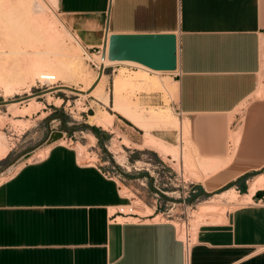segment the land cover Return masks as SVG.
Instances as JSON below:
<instances>
[{
  "label": "crops",
  "instance_id": "1",
  "mask_svg": "<svg viewBox=\"0 0 264 264\" xmlns=\"http://www.w3.org/2000/svg\"><path fill=\"white\" fill-rule=\"evenodd\" d=\"M49 2L89 51L113 33H175V109L217 170L198 184L208 194L249 192L264 176V0ZM120 116L138 143L134 132L144 129ZM131 202L76 149L53 146L0 184V264H264V188L223 222L201 225L188 262L173 224L120 214Z\"/></svg>",
  "mask_w": 264,
  "mask_h": 264
},
{
  "label": "rangeland",
  "instance_id": "2",
  "mask_svg": "<svg viewBox=\"0 0 264 264\" xmlns=\"http://www.w3.org/2000/svg\"><path fill=\"white\" fill-rule=\"evenodd\" d=\"M1 1L4 2V0H0V7L3 5ZM6 1L7 3H5ZM11 1L5 0L4 3L6 5H3L1 12L5 13V19L10 21L11 24L14 22L12 24L14 28L27 29L28 22L24 18L25 13L23 9L20 8L22 7L21 0ZM47 1L56 13L55 18H59V23L62 20L66 25L57 7H54L49 0ZM15 2L20 4H17V6ZM8 10L11 12L9 13ZM57 15L58 17H56ZM60 26H62L61 28L64 27L63 29L68 32L63 38L64 46L70 51V54L79 55L80 60L77 59L76 61L82 65V69L86 74L83 80L70 75L60 84L75 89H85L88 86L92 91L99 84L97 81L98 76L104 74L106 81L104 83V91L109 97L111 104L106 106L94 96L89 95L84 97L68 90L56 89L42 94L49 86L42 84L39 80H37L35 86H29L30 84L25 82H21L22 84L19 83L20 85L16 86L17 83L13 80L15 79L13 73H17L15 71L17 64L13 59H10L6 64H4V61H1L4 66H7V70L6 68L2 70L3 72L0 70V102L7 101L8 103L0 106V133L9 147V153L6 158L0 160V179L10 177L20 164L27 162L34 153L48 147L47 141L53 132H63L64 138L67 141L66 146L76 149L78 155L77 145L85 146V152H83V155H79L80 161L95 164L101 167L103 171L109 172L119 181L123 193L133 200L134 205H136L138 198L144 201L143 204L137 203L136 205L137 212L141 216L150 214L154 211L152 207L157 206V214L169 213L173 216L171 220L174 222L176 221L174 218H182L183 221H186L193 236L201 225L221 222L223 218H219L221 221L217 219V221L212 222L195 223L194 221L196 220L195 214H197V210L202 204L229 189L208 194L198 184V182H203L208 177V170L212 172L217 170H213L205 165L206 163L199 157L194 145L187 136L186 128H184L186 122L182 123V116L175 109V100L177 99L176 89L174 86L170 87V84H173L176 73H162L156 77L158 80L161 79L159 81L163 82L165 89L155 87L151 90H141L137 88L134 90L127 89L123 93L124 106H126L128 112L137 114L145 125L149 126L154 137L167 140L164 141L165 146L162 149L142 148L141 144H143L145 132H147L146 129L143 128L144 130L142 131L135 128L137 130L134 133L138 143L129 141L126 136L127 133L121 131V127H126V123L123 120L118 121V119H122L120 115L123 113L115 111L113 108L115 104L113 89L117 77L130 79L139 70L136 67H128L127 65H119L115 69L106 67L105 70L102 67H97L91 63L85 50L78 45L71 35L73 32L67 25L63 26L61 23ZM74 36L76 35L74 34ZM89 52L98 56L102 55L98 51ZM11 61L15 63L13 66L11 65ZM68 66L69 68L71 67L70 65ZM11 67L15 68V70H10ZM5 79L9 80L10 83L6 82ZM14 85L15 87L13 88L12 86ZM29 92L32 93L31 97H28ZM34 94L39 95L35 97L33 96ZM46 94H50L51 101H48ZM32 98H36L40 105L39 108H29L30 103L25 101ZM59 99L62 100L61 104H57ZM12 104L17 105L14 108ZM101 112L116 115L114 119H116L117 125H114L113 122L107 130L98 127L100 132L98 135H95L92 128L96 126L89 124V120L91 116L103 114ZM125 117L128 116L125 115ZM81 125H85V127L82 128ZM87 134H93L96 137L97 141L94 147H89L86 139ZM170 139H174V141L172 142ZM114 146L116 147L114 148ZM28 154L30 156L26 159L25 156ZM171 156L176 162L171 161ZM262 174H264V171ZM168 179H171L175 184L176 181L183 179L188 183H193L197 192L193 195L191 202L188 203V206L191 208L186 209V206L182 204L178 193H175L178 189L174 185L170 186V188L165 187V184L170 183ZM253 181L254 179L250 181V184ZM247 193L244 189L237 192L239 196ZM242 205L237 201L227 204L225 206L227 207L225 214ZM158 221H161V219L155 222Z\"/></svg>",
  "mask_w": 264,
  "mask_h": 264
},
{
  "label": "bare ground",
  "instance_id": "3",
  "mask_svg": "<svg viewBox=\"0 0 264 264\" xmlns=\"http://www.w3.org/2000/svg\"><path fill=\"white\" fill-rule=\"evenodd\" d=\"M1 2L3 3V5L7 3V1L5 2V0H4L5 3L3 1ZM20 3L22 4V7L20 8H22L25 13L24 18H26L25 20L28 22L27 29L14 28V26L12 25L14 22L11 24L10 21L5 19L6 18V16L4 15L5 13L1 12L3 5H1L2 7H0V70L1 71L5 70V68L7 70V66L5 65L6 66L5 67L1 63V61H4V64H6L8 61H10V59H13V61H15V63L17 64L15 66L16 70L13 67H11L10 70L13 69L17 72L16 74L13 73V75H15V79L13 80H15V82L17 83L16 86L20 85L19 83L21 82L28 83L30 84L29 86H35L37 80H39L42 84L49 86L48 89L46 90L48 92L56 89L67 91L66 88L68 86H65L64 84H60V83H63L65 79H67L70 75L81 78V80H83L86 74L82 69V65L80 63L78 64L76 61L77 59L80 60L79 55L70 54V51L64 46L63 38L65 35L68 34V32H66L63 29L64 27L61 28L62 26H60V24L62 23L63 26L66 25L62 22V20L61 23H59L60 22V20L58 21L59 18L57 19L55 18L56 13L46 0H21ZM20 3H16V5L17 4L19 5ZM9 7H7V9L10 10L11 7L10 8ZM56 17H58V15ZM71 35L77 41L78 45L85 50L91 63H93L97 67L106 68L116 64H123L131 67H136L139 70L138 72L134 73L130 79L129 78L122 79L117 77L113 89V95L115 97V104L113 108L115 111L121 112L124 115L128 116V118H130L136 125H138L142 129L143 128L146 129L147 132L144 137L142 148L150 147L152 149H162L165 146L164 142L157 140L152 135L149 126L145 125V123L141 120V118L137 114L128 112V109L126 108V106H124L125 104L123 102L124 101L123 93L127 89L134 90L137 88L141 90L142 89L151 90L152 88L155 87L165 89L163 82L161 83V81H159L161 79L158 80L156 77L162 73L175 74L178 73L179 70L177 69L176 71H172V72L156 71L135 62H111L108 60V49H107V56L105 59H103L102 55L98 56L95 54H90V52L81 44L79 39L76 36H74V34ZM12 63L11 65L13 66L15 63L13 64ZM68 65H70L71 67L69 68ZM5 81L9 82V80L6 79ZM97 81L99 84L92 91L88 86H87L88 88L86 87L87 89L86 88L78 89L81 92H85V94H80V95L84 97L89 95L94 96L98 101L108 106L111 104V101L104 91L105 88L104 83H106L105 75L100 74L97 78ZM12 82L14 83V81ZM12 87L14 88L15 85ZM49 95L50 94H46V96H48V101H51V97ZM31 96L32 93L29 92L28 97ZM27 101L30 103L29 108L31 109L35 107H36L35 109H37V107L38 108L40 107L36 98L26 100L25 102ZM61 103L62 100L59 99L57 101V104H61ZM15 105L17 104H12L14 108ZM113 119L114 116L111 114H107V113L97 114L95 116L90 117L89 124L107 130L109 127H111L113 123ZM86 139L88 141L89 147L95 146L97 139L93 134H87ZM126 141L129 142L127 139ZM66 143H67L66 139L62 138L61 140L53 143L52 145H49L43 150L34 153V155L31 158H29L25 163H30V162L32 163L36 159H43L48 155V153L50 152L53 146L56 145L66 146ZM115 147L116 146H114V148ZM84 148L85 146H82L80 144L77 145V149L79 151L80 156L83 155V152H85ZM8 153H9V147L7 146L6 141L3 138L2 134L0 133V160L6 158ZM25 163L20 164L16 168V170L10 175V177L14 175L22 166H24ZM5 179H7V177L0 179V184L3 181H5ZM262 188H264V176L256 179L251 184L249 192L245 195L239 196L235 191V189H229L220 195H216V197H214L215 199L213 198L210 201L208 200V202L202 204L199 207V209L197 210V214H195L196 215L195 216L196 220H194L195 223L217 221V219L219 218L221 219L223 218L222 220H226L225 218L227 214H225V212L227 207L225 206L227 204H232L235 203L236 201L239 204H243V205H245L246 203H251L253 201V196L257 193L259 189ZM221 205L223 206L221 207ZM152 213L153 212L144 215L146 217L147 216L151 217ZM122 219L119 220L123 221ZM158 219H161V216L155 215V221ZM221 219L219 220L221 221Z\"/></svg>",
  "mask_w": 264,
  "mask_h": 264
},
{
  "label": "water",
  "instance_id": "4",
  "mask_svg": "<svg viewBox=\"0 0 264 264\" xmlns=\"http://www.w3.org/2000/svg\"><path fill=\"white\" fill-rule=\"evenodd\" d=\"M107 49L108 60L111 62H135L152 70L165 72L178 69L179 45L178 36L175 33H113L107 36L104 43L103 59L107 56ZM66 89L77 94H85L72 87ZM47 92L44 91L42 94ZM7 103V101H2L0 106ZM81 127L84 128L85 125ZM62 138H64L63 132H53L47 141V146ZM29 156L30 154L26 155V159Z\"/></svg>",
  "mask_w": 264,
  "mask_h": 264
},
{
  "label": "built area",
  "instance_id": "5",
  "mask_svg": "<svg viewBox=\"0 0 264 264\" xmlns=\"http://www.w3.org/2000/svg\"><path fill=\"white\" fill-rule=\"evenodd\" d=\"M98 51L99 53H102L103 49L94 50V52ZM119 66V64L107 67V68H116ZM131 67V66H128ZM105 70V67L103 68ZM179 115H181V112H179ZM107 177L114 178L109 172H105ZM170 183L165 184L166 188H170V186H173L178 189L175 193H178L179 198L182 200V204L186 206V209L191 208L188 206V203L191 202L193 199V195L196 194V189L194 188L193 183H188L184 179L181 181H176V184L171 181V179H168ZM136 203H144V201L140 200L138 198L136 200ZM181 203V202H180ZM154 210L151 217L141 216L137 212V206L134 205V202L132 200L131 204L127 207H124L123 209H120V214L125 217H133L137 219L138 222H142L144 219L151 220L155 222V215L161 216V221H158L157 223H171L176 228V236L179 241L183 244L184 248V255H185V261L188 262L191 250L193 246L195 245V236L191 233L190 228H188V223L186 221H183L182 218H174L176 220L175 222L171 219H173V216L171 214L167 213H160L157 214V206L152 207Z\"/></svg>",
  "mask_w": 264,
  "mask_h": 264
},
{
  "label": "trees",
  "instance_id": "6",
  "mask_svg": "<svg viewBox=\"0 0 264 264\" xmlns=\"http://www.w3.org/2000/svg\"><path fill=\"white\" fill-rule=\"evenodd\" d=\"M122 118V117H121ZM123 119V118H122ZM128 122V121H127ZM92 131L95 133V135H98V133L100 132V129L98 127H93Z\"/></svg>",
  "mask_w": 264,
  "mask_h": 264
}]
</instances>
